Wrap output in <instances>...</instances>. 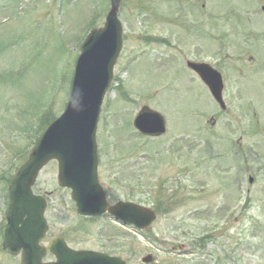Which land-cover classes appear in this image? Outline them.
<instances>
[{
    "label": "rangeland",
    "instance_id": "1",
    "mask_svg": "<svg viewBox=\"0 0 264 264\" xmlns=\"http://www.w3.org/2000/svg\"><path fill=\"white\" fill-rule=\"evenodd\" d=\"M189 3L197 7L187 17ZM243 3L246 7L240 9L242 0L122 1L123 50L114 69L122 91L111 89L104 100L109 106L101 112L97 131L99 177L111 202L123 200L131 192L132 202L150 208L164 203L168 209L158 214L149 230L134 236L106 217L80 220L69 193L58 187L57 166L52 162L33 187L36 195L50 200L48 240L64 236L74 247L108 251L128 264H143L148 254L154 256L155 264H196L184 251L173 250L188 241L182 228L192 239L195 233L215 228L210 249L219 256L232 252L235 258L222 264H264V134L250 137L253 117L249 113L242 117L240 112L252 100L257 113L254 126L260 121L264 133V48L255 47L261 39L264 42L260 10L264 4L255 0ZM183 9L187 11L183 13ZM109 10V0H0V172L7 173L12 164L22 163L16 156L32 140L41 105H49L58 115L63 112L79 44L93 21L96 28L103 26ZM97 12L99 16L94 18ZM234 12L241 19L245 16L246 22L226 27L233 33L226 46L233 45L230 54L238 55V60L230 81H225L228 108L223 113L206 88L191 84L180 70L176 45L179 42L185 49L184 44L198 42L210 49L222 44L220 37L226 35L220 33L222 28L213 30L219 37L214 44L206 43L201 26L209 27L206 22L214 19L220 22L225 15L231 19ZM182 22L192 26L187 30L189 36L181 34ZM167 37L172 44L169 48L163 41L154 43ZM200 37H204L201 43ZM175 55L179 65L172 67L166 59ZM144 105L165 117L167 133L161 138L147 141L134 130L132 120ZM109 143L116 144V153ZM255 146L257 158L252 153ZM126 153L131 156L125 157L129 158L125 169H130L124 176H131L127 182L132 191L127 185L107 184L113 157L122 156L124 161ZM195 211L202 216H193ZM0 212L3 217L4 211ZM155 242L160 251L153 249ZM19 262L0 251V264ZM202 264L215 261L207 257Z\"/></svg>",
    "mask_w": 264,
    "mask_h": 264
},
{
    "label": "water",
    "instance_id": "2",
    "mask_svg": "<svg viewBox=\"0 0 264 264\" xmlns=\"http://www.w3.org/2000/svg\"><path fill=\"white\" fill-rule=\"evenodd\" d=\"M120 0H112L103 30H94L82 47L73 79L68 106L62 117L49 125L38 141L29 160L11 180L8 226L5 230L4 250L13 255L22 251V264H42L44 250L39 242L45 239L47 225L44 221L45 202L34 197L31 186L42 167L50 160H58L59 185L71 188L77 210L85 215L111 213L117 219L145 229L155 215L148 209L130 204L109 208L105 194L98 185L96 128L102 99L112 78V68L121 51L122 27L118 20ZM213 97L221 104V82L207 83ZM134 126L147 136L165 133L162 116L146 107L134 120ZM56 242L50 250L55 253ZM74 263L86 260L90 264H126L118 258L96 253L88 256L72 255ZM65 261V259H63ZM150 257L145 262H150ZM59 264V263H51Z\"/></svg>",
    "mask_w": 264,
    "mask_h": 264
},
{
    "label": "flooded vegetation",
    "instance_id": "3",
    "mask_svg": "<svg viewBox=\"0 0 264 264\" xmlns=\"http://www.w3.org/2000/svg\"><path fill=\"white\" fill-rule=\"evenodd\" d=\"M261 3L264 4V0H261ZM264 6H262L260 8L261 13L264 14V10H263ZM207 26L206 27L204 25L201 26V28H204V37H205V41L206 43L208 41H217L219 37H215L216 34L213 33V30H218V28H222V30L220 31V33H224L226 35H223L222 37H220V39L222 40L221 43L219 44L217 43L215 46H212L210 49L208 48H204L203 45L199 46L197 43L198 42H192L190 43V45L184 44L185 45V49H182L180 51V53L178 52V54H180L181 57V65L180 68L183 72L186 73L187 77H189V79L191 80V84H202L204 83L203 81L200 80L199 76L196 75L195 72H193L192 70L189 69L190 66H188L191 62H196V63H205L211 67H213L215 70L219 71L220 73H226L227 75H231L234 73L235 69L234 66H236L237 60H238V55L234 54L233 56L230 54V50L232 48V46H226V44L229 43V38L233 35V33L230 34L228 29L223 28L224 25H221L220 27L218 26V22L217 19H214L213 21L210 22H206ZM227 24V25H226ZM229 21L226 20L225 21V25L228 26ZM211 28V31H209V29ZM185 29V28H183ZM187 30H184L183 36H189ZM204 37H200L199 42L201 43V41L203 40ZM185 41V40H184ZM262 42V39H261ZM183 43V42H182ZM215 44V42H213ZM229 51V52H228ZM185 52H187V54H185ZM252 59L249 58V61H251ZM172 67H175L174 65H179V58L178 57H170L169 59ZM228 81H230V77L228 79ZM70 248H74L75 250H89L88 248L82 247V248H77L74 247L72 245H69ZM184 248V247H182ZM185 249V248H184ZM188 252L186 253V255L190 258L192 257L193 260L196 259L197 260V256L198 254L195 251L191 250V247L188 243L187 248ZM210 254H212V252H210ZM197 257V258H195ZM54 260V257L51 255H48L46 257V261H51Z\"/></svg>",
    "mask_w": 264,
    "mask_h": 264
},
{
    "label": "trees",
    "instance_id": "4",
    "mask_svg": "<svg viewBox=\"0 0 264 264\" xmlns=\"http://www.w3.org/2000/svg\"><path fill=\"white\" fill-rule=\"evenodd\" d=\"M51 120V115L45 116L44 119H39L38 124L40 123V127L37 130V133H40Z\"/></svg>",
    "mask_w": 264,
    "mask_h": 264
}]
</instances>
